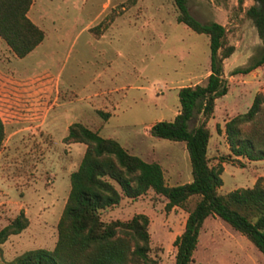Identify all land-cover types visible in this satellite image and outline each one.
I'll use <instances>...</instances> for the list:
<instances>
[{"label":"rangeland","instance_id":"obj_1","mask_svg":"<svg viewBox=\"0 0 264 264\" xmlns=\"http://www.w3.org/2000/svg\"><path fill=\"white\" fill-rule=\"evenodd\" d=\"M253 0H186L200 21L226 26L224 77L227 92L216 98L208 119V158L221 162L220 192L264 185V159L230 152L225 121L246 111L256 92H264V63L248 72L233 71L258 55L262 40L246 12ZM30 17L44 38L17 56L0 37V118L5 137L0 148V226L21 209L26 228L1 243L8 261L28 248H52L57 221L69 190V174L85 143L66 142L69 124L80 121L102 136L116 138L131 153L161 164L169 185L191 179L183 140L153 135L149 125L171 120L180 109L178 88L203 83L210 68L208 35L177 20L174 0H33ZM231 47V49H230ZM108 113V114H104ZM199 114L189 121L196 124ZM194 198L187 202L191 207ZM154 189L102 210L104 220L149 217L150 254L158 264H174V238L187 209L166 208ZM189 264H264V253L216 214L200 229Z\"/></svg>","mask_w":264,"mask_h":264},{"label":"trees","instance_id":"obj_2","mask_svg":"<svg viewBox=\"0 0 264 264\" xmlns=\"http://www.w3.org/2000/svg\"><path fill=\"white\" fill-rule=\"evenodd\" d=\"M246 12L253 18L262 44L258 55L233 71L248 72L264 63V0H253ZM177 20L208 35L209 73L203 83L178 88L180 109L171 120L149 125L153 135L183 140L191 164V179L169 185L162 166L131 153L116 138L102 136L80 121L67 128L64 141L85 143L77 167L69 174V190L57 221V238L52 248L23 250L0 264H158L150 254L149 217L136 212L130 218L104 220L101 212L120 201L123 195L136 197L149 188L167 198L166 208L186 207L183 230L174 238V264H189L197 246L205 218L216 214L244 234L264 253V185L259 177L251 186L220 192L222 161L211 164L207 155L210 128L207 124L216 98L228 90L221 48L226 26L210 20L202 22L188 9L186 0H174ZM241 4L243 0H238ZM32 0H0V37L19 57L26 55L44 38L43 29L29 16ZM231 49V47H230ZM108 114V113H104ZM199 118L192 127L189 121ZM230 152L251 160L264 159V92H256L246 111L229 117L224 124ZM0 118V148L5 137ZM194 198L191 207L187 202ZM29 219L21 209L0 226V244L9 235L27 227ZM1 253V245H0Z\"/></svg>","mask_w":264,"mask_h":264},{"label":"crops","instance_id":"obj_3","mask_svg":"<svg viewBox=\"0 0 264 264\" xmlns=\"http://www.w3.org/2000/svg\"><path fill=\"white\" fill-rule=\"evenodd\" d=\"M32 1H33V0H32ZM31 5H32V4H31ZM31 5H30V8H31ZM30 8H29V10H30ZM29 10H28V16L30 17ZM30 18H31V17H30ZM31 19L35 22V20H34L33 18H31ZM225 168H226V166L223 167V170H225ZM236 187H238V186H236ZM236 187H234V188H236ZM234 188H233V189H234Z\"/></svg>","mask_w":264,"mask_h":264}]
</instances>
